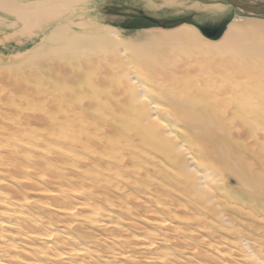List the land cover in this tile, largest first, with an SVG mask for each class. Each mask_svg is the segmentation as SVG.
<instances>
[{
    "label": "bare ground",
    "instance_id": "bare-ground-1",
    "mask_svg": "<svg viewBox=\"0 0 264 264\" xmlns=\"http://www.w3.org/2000/svg\"><path fill=\"white\" fill-rule=\"evenodd\" d=\"M81 1L0 0V26L17 28L20 36L13 39L17 51L5 46L8 52L14 51L7 62L0 52V252L5 253L8 246L1 232L11 228L13 240L25 244L42 241L44 251L63 263L107 264L106 260L93 262L86 244L64 241L40 213L57 215L58 221L73 229L84 223L110 229L112 222L98 223L103 208L96 204L122 206L116 190L130 184L135 194L131 201L136 205L154 202L159 215L149 220L163 233L174 231L168 221L166 200L174 201L170 191L181 197L178 207L185 204L191 210L189 215L197 220L198 229L230 228L238 217L252 219L243 228L259 229L257 222H263L260 215L264 216V143L259 141L264 139V22L241 21L235 16L218 42L189 24L118 39L114 28L104 29L78 16ZM153 1L160 6L182 3ZM190 6L199 10L196 4ZM222 9L215 6L202 14L222 17ZM119 44L130 46L132 55L144 61L145 78L172 80L173 87H161L156 95L162 101L157 102L155 96L146 99V83L133 74H127L131 76L116 92L94 90L97 81L88 77L87 69L98 67L108 74L110 70L102 69L99 60ZM163 46L159 54L153 52ZM181 50L198 56L174 60L173 55ZM113 55L106 60H114ZM202 55L211 63L209 72L199 75L203 87L196 83L200 87L194 91L179 88L177 80L190 76L196 63L204 60ZM168 68L178 75H166ZM217 69L226 71L221 77L226 84L215 82ZM43 78H49V84L41 83ZM48 87L52 89L47 91ZM31 100L41 101L42 106L21 115L16 103L23 106ZM107 103L115 108L113 113L100 110ZM34 126L48 128L60 145H38ZM21 135L23 139L14 138ZM13 138L15 145H1ZM149 160L155 162L152 171L143 165ZM230 178L236 182L234 188ZM133 224L127 218L126 225ZM252 242L251 246L247 240L246 250L238 246L228 249L239 262L226 264H256L254 248L248 249L257 243L264 252L263 233ZM132 244L148 255L149 262L170 263L168 254L155 247V240L136 239ZM188 251L193 257L205 256L196 246ZM126 253L118 248L110 257L124 259ZM6 259L11 264L12 257ZM25 259V264H41L36 257Z\"/></svg>",
    "mask_w": 264,
    "mask_h": 264
},
{
    "label": "rangeland",
    "instance_id": "rangeland-1",
    "mask_svg": "<svg viewBox=\"0 0 264 264\" xmlns=\"http://www.w3.org/2000/svg\"><path fill=\"white\" fill-rule=\"evenodd\" d=\"M182 3L179 5H172V6H160L159 3L150 0H82L80 2V8L78 16L81 19H85L87 21H91L95 24V26L110 29L114 28L115 31V38L118 39H135L138 32L141 31H148V30H169L176 28L182 24H189L196 27L200 34L203 35L207 39L219 41L222 33L227 28L228 24L237 16L241 21H259L264 22V13H253L247 12L244 9L237 8L236 6L232 5L227 0H180ZM244 3H264V0H238ZM189 4H196L199 10H196L192 6L189 9ZM221 6L225 11L224 16L220 17L217 15H209L206 14L207 10L211 7ZM202 12H206L202 14ZM1 14V13H0ZM1 16V15H0ZM204 28L209 29H218L217 34L213 38H209L204 34ZM17 28L7 29L4 26H0V52L2 59L7 62V57L9 54H12L14 51H17L18 47L15 45L13 39H19L20 36L16 34ZM114 37V36H113ZM6 47H10L14 49L12 52H8ZM126 48L127 51L123 53L118 52L119 49ZM165 46L163 47H155L153 48V52L156 51L157 54L164 50ZM134 50L130 46H126L124 44L115 45L111 48L108 52H104L100 58L99 62L100 67L107 68L110 72L104 73V70L101 71L100 68H88L87 74L90 79H96L97 84L93 86L94 90L97 93L105 92V93H113L116 92L120 87L124 85L127 78L133 74L139 77L142 83H146L145 88L147 89L144 91V97L149 99V96H155V100L157 102L162 101L159 98H156L161 87L171 88L173 87L167 79H147L145 78L144 74H148L146 70V66L144 61L141 60L139 57H134L132 54ZM117 52V53H116ZM169 52V49H168ZM114 54L116 58L112 60L109 58L107 61V55ZM106 55V56H105ZM113 55V56H114ZM190 58L191 56L197 57L198 55L191 56L188 55L187 52L181 50L177 54L175 53L173 59L174 60H185L189 59L186 58L187 56ZM158 56V55H157ZM163 55H161L162 57ZM204 56L203 63L198 62L195 65V70L193 74H189L190 76L184 77L177 82L180 84L178 87L183 88V90H190L194 91L195 89L199 88L200 85L202 86V79H200L199 75L206 72H209V68L211 66L210 60H206V56ZM191 57V58H192ZM184 58V59H183ZM190 58V59H191ZM263 58V57H262ZM126 60V61H125ZM2 61V62H4ZM127 64H126V63ZM202 63V64H200ZM103 64V67H102ZM128 65V66H127ZM130 65V66H129ZM199 65V66H198ZM133 68H132V67ZM197 66V67H196ZM130 67V68H129ZM125 68V69H124ZM3 70L6 69L5 67L2 68ZM124 69V70H123ZM133 69V70H131ZM202 70H204L202 72ZM101 71V72H100ZM112 71V72H111ZM117 71V72H116ZM132 71V72H131ZM135 71V73H133ZM138 71V72H137ZM145 71V72H144ZM165 74L169 76H176L178 72H174L173 70L165 69ZM172 71V72H171ZM216 71V70H215ZM214 71V72H215ZM115 72V73H114ZM170 72V73H169ZM139 73V74H138ZM144 73V74H143ZM169 73V74H168ZM140 74H143L140 76ZM194 74H196L194 76ZM217 81H215L218 85H224L223 83L228 81H223L221 77L226 75V71H222L217 69ZM100 76V77H99ZM99 77V78H98ZM199 78V79H198ZM98 79V80H97ZM107 79V80H106ZM199 80V82L197 81ZM124 80V81H123ZM146 80V81H144ZM194 80V81H193ZM221 80V81H220ZM99 81V82H98ZM175 81V80H173ZM41 83L49 84V78H43L40 81ZM100 83V84H99ZM160 83V84H159ZM167 83V85H166ZM196 83L200 84L196 86ZM220 83V84H219ZM30 84L38 86L39 82H30ZM163 84V85H161ZM226 84V83H225ZM86 84H83L80 88L85 87ZM100 85V86H99ZM160 86V87H159ZM156 87V88H155ZM52 88L48 87L47 91H50ZM139 89V87L137 88ZM216 89V87H215ZM212 88L211 90H215ZM125 98H130L128 95ZM128 99H126L127 101ZM135 104V101L131 102ZM18 106V111L22 113L32 111V109L36 108L37 106H42L41 101L31 100L27 102V105L24 104L26 107L24 108L23 103L21 106L20 103H16ZM31 105V106H30ZM135 105H139L136 103ZM21 107V108H19ZM115 108L112 107L109 103L104 104L101 107V111L104 114L113 113ZM19 112V113H20ZM13 120H16L13 117ZM126 124V123H125ZM128 124V123H127ZM23 125V124H22ZM25 126V125H23ZM33 126V125H32ZM33 134L40 139L38 141V145H60V142H57L54 139V136L48 131V128L45 126H34ZM45 129V130H44ZM99 133V132H98ZM50 136V137H49ZM53 136V137H52ZM14 138H24L21 136H15ZM13 139H5L1 145H15L16 141ZM53 138V139H52ZM26 139V138H25ZM43 139V140H41ZM46 141V142H45ZM262 144L264 143V139L259 140ZM50 144H49V143ZM53 142V143H51ZM264 145V144H263ZM161 158V157H160ZM159 162V160H157ZM152 161H148L143 163L146 168L150 171L153 169ZM160 163V162H159ZM184 163L186 161L184 160ZM163 165V164H162ZM165 166V165H163ZM192 168L193 166L190 165ZM168 169V167H166ZM187 173H192V171H185ZM152 175L156 176L154 171ZM1 178V177H0ZM149 179H153V176H148ZM155 179V178H154ZM236 182L233 178L229 179L230 187L234 188ZM131 185V184H130ZM126 186L124 189H120L118 195L120 201H122V206H112L110 204L103 205L101 203H97L99 201L96 200V205H102V215L98 217V223L108 224L112 222L114 224L110 229L105 228L102 225H91L88 223H84L81 225L80 228L73 229L67 227L62 221H58L57 215L49 216L46 212H41L40 214L44 218V220H50V227L58 233V235L64 241H76L74 244L79 246L80 244H86L89 250V255L93 262H101V260H106L107 264H160V263H153L147 260V254L144 253L143 250L135 248L132 244L134 240H143L144 242L148 240H155V247L163 249L164 252L168 254V259L170 261L169 264H205L203 263L208 261L216 262L217 264H226L229 262H239L235 254L229 253L228 249H235V247H239L241 250H246L247 246L246 242L251 243L255 241L256 235L262 234L264 236V216L260 215V218L263 222H257L259 229L257 233L251 231L253 228L249 227L248 229L243 228V223L248 221V223L252 222V219H245V218H236L234 221V226L230 228L216 226V227H206L203 229H198L196 227L197 220L191 218L192 216L189 215L191 211L185 204L181 207L176 205L177 203L181 202V197L175 195L177 193L172 192V196L169 197L174 201L166 200L170 206V217L168 221H170L171 226H173L174 231L163 233V231L156 229V227L151 223L149 217H154L155 215H159V210L155 208L154 202L146 201L147 205L142 207L135 204L134 200L131 201L134 192V186ZM167 185L164 183V186ZM115 195V194H114ZM162 197V195H159ZM163 198V197H162ZM143 199V195L142 198ZM37 200V199H35ZM81 200V199H77ZM89 200V199H88ZM39 199L36 201L38 202ZM93 201V200H92ZM175 203V204H173ZM35 206V205H34ZM126 207L128 209H126ZM35 215L36 212H34ZM40 215V216H41ZM129 218L131 221L134 222L133 225L129 226L126 225V220ZM257 219H259L257 217ZM73 220V219H72ZM250 221V222H249ZM106 224V225H107ZM228 226V224H227ZM1 235L2 240H5L8 244L7 251L5 253L0 252V261L3 264H7L6 258L12 257L10 259L11 264H25V258L27 257H36L38 258V262L41 264H68L66 262H62L59 259H55L52 257V252L44 251L43 242L39 241L38 243H20L16 238H12L13 232L11 228H6L3 230ZM243 237H247V240L243 239ZM253 238V239H251ZM70 239V240H69ZM119 240V241H118ZM242 240V241H241ZM252 240V241H251ZM54 248H57L53 242H50ZM122 243L123 246L119 245ZM186 246V248L184 246ZM187 246H196L200 252H203L202 258L193 257L188 254ZM264 248V245L262 246ZM118 248H122L127 251V258L119 259L114 258L111 259V252H117ZM185 248V249H184ZM256 252V257L258 261L256 264H264V252L261 251V246L257 243L254 244V247L249 248L248 250L253 249ZM59 249V248H58ZM258 249V250H257ZM260 249V250H259ZM10 251V252H9ZM11 254V256L9 254ZM233 252V251H232ZM4 254V255H3ZM205 257V258H204ZM201 261V262H200ZM249 262V261H248ZM105 263V261H104ZM102 262V264H104Z\"/></svg>",
    "mask_w": 264,
    "mask_h": 264
},
{
    "label": "water",
    "instance_id": "water-1",
    "mask_svg": "<svg viewBox=\"0 0 264 264\" xmlns=\"http://www.w3.org/2000/svg\"><path fill=\"white\" fill-rule=\"evenodd\" d=\"M227 1H229L234 6H238L244 10H247V11L255 10L256 12H263L264 13V3L252 4V3L240 2L238 0H227ZM203 30H204V34L209 38L215 37V35L217 33V29L204 28Z\"/></svg>",
    "mask_w": 264,
    "mask_h": 264
},
{
    "label": "flooded vegetation",
    "instance_id": "flooded-vegetation-1",
    "mask_svg": "<svg viewBox=\"0 0 264 264\" xmlns=\"http://www.w3.org/2000/svg\"><path fill=\"white\" fill-rule=\"evenodd\" d=\"M218 30V29H217Z\"/></svg>",
    "mask_w": 264,
    "mask_h": 264
}]
</instances>
